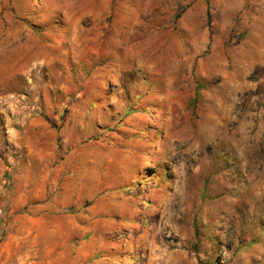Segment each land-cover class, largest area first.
I'll use <instances>...</instances> for the list:
<instances>
[{
	"label": "rangeland",
	"instance_id": "obj_1",
	"mask_svg": "<svg viewBox=\"0 0 264 264\" xmlns=\"http://www.w3.org/2000/svg\"><path fill=\"white\" fill-rule=\"evenodd\" d=\"M0 264H264V0H0Z\"/></svg>",
	"mask_w": 264,
	"mask_h": 264
},
{
	"label": "crops",
	"instance_id": "obj_2",
	"mask_svg": "<svg viewBox=\"0 0 264 264\" xmlns=\"http://www.w3.org/2000/svg\"><path fill=\"white\" fill-rule=\"evenodd\" d=\"M19 257H20V260H23V258H24V257L22 256V253H21V252L19 253Z\"/></svg>",
	"mask_w": 264,
	"mask_h": 264
},
{
	"label": "trees",
	"instance_id": "obj_3",
	"mask_svg": "<svg viewBox=\"0 0 264 264\" xmlns=\"http://www.w3.org/2000/svg\"><path fill=\"white\" fill-rule=\"evenodd\" d=\"M207 15L209 16V14L207 13Z\"/></svg>",
	"mask_w": 264,
	"mask_h": 264
}]
</instances>
